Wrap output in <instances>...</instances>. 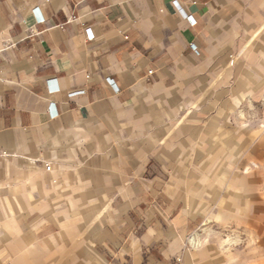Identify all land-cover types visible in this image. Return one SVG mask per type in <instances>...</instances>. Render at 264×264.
<instances>
[{
    "label": "crops",
    "instance_id": "crops-1",
    "mask_svg": "<svg viewBox=\"0 0 264 264\" xmlns=\"http://www.w3.org/2000/svg\"><path fill=\"white\" fill-rule=\"evenodd\" d=\"M0 50V264L264 261V0H0Z\"/></svg>",
    "mask_w": 264,
    "mask_h": 264
},
{
    "label": "clouds",
    "instance_id": "clouds-1",
    "mask_svg": "<svg viewBox=\"0 0 264 264\" xmlns=\"http://www.w3.org/2000/svg\"><path fill=\"white\" fill-rule=\"evenodd\" d=\"M247 121V122H245ZM240 126L242 128H249L252 124V121L249 120L247 116H241L239 119ZM260 131L264 132V121L260 122ZM259 133H254V135H258ZM260 171L262 175H264V162L257 163V165H253L250 163L246 170V174H250L251 172ZM238 214V213H237ZM218 219V218H217ZM220 239L222 240V243H220L219 247L222 249H226V246L229 244V239L224 238L221 239L219 236H217L214 233H209L205 235L202 239H200L198 243V247H203L205 245H208L209 243H212L213 240Z\"/></svg>",
    "mask_w": 264,
    "mask_h": 264
},
{
    "label": "rangeland",
    "instance_id": "rangeland-1",
    "mask_svg": "<svg viewBox=\"0 0 264 264\" xmlns=\"http://www.w3.org/2000/svg\"><path fill=\"white\" fill-rule=\"evenodd\" d=\"M243 234L244 233L236 231L235 229H230V228L224 229L223 237L229 239V241H230L229 244L226 246V250L231 251L233 248H235V246H237L238 248H242V246H244L246 251L248 249H250L253 246V243H250V244L245 243L244 244V242H242V240H238V239H241V236ZM260 247L263 248L264 245H260ZM238 262L239 263L241 262V264H242L243 261H238ZM244 263L247 264L248 261L245 260ZM261 264H264V261H262Z\"/></svg>",
    "mask_w": 264,
    "mask_h": 264
},
{
    "label": "built area",
    "instance_id": "built-area-1",
    "mask_svg": "<svg viewBox=\"0 0 264 264\" xmlns=\"http://www.w3.org/2000/svg\"><path fill=\"white\" fill-rule=\"evenodd\" d=\"M34 13H35V15H36V17H37V22H38V23H42V22L45 21V18H44L43 16L40 15V13H39V9H38V8H35V9H34ZM189 19H190L192 22H195V19H194L192 16H189ZM86 33H87V38H88V39H93V38H94V33H93V31H92V29H91L90 27L86 29ZM193 49L196 51L197 54H200V51L198 50V48H197L195 45H193ZM1 56H2V50H0V58H1ZM149 73H152V70H150ZM107 81H108V83L111 84L116 90H118V88H117V86H116V82H115V80H114L113 78L108 77V78H107ZM81 92H82V91H72V92L70 93V95H75V94H77V93H81ZM46 168H47V169H50V168H51V165H50L49 163H46Z\"/></svg>",
    "mask_w": 264,
    "mask_h": 264
}]
</instances>
